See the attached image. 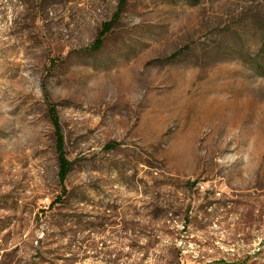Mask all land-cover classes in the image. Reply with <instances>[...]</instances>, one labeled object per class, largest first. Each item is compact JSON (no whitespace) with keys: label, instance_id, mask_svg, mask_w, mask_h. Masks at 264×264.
I'll list each match as a JSON object with an SVG mask.
<instances>
[{"label":"rangeland","instance_id":"374dc122","mask_svg":"<svg viewBox=\"0 0 264 264\" xmlns=\"http://www.w3.org/2000/svg\"><path fill=\"white\" fill-rule=\"evenodd\" d=\"M120 1L0 0V264H264V0Z\"/></svg>","mask_w":264,"mask_h":264},{"label":"trees","instance_id":"16d2710c","mask_svg":"<svg viewBox=\"0 0 264 264\" xmlns=\"http://www.w3.org/2000/svg\"><path fill=\"white\" fill-rule=\"evenodd\" d=\"M124 2L125 0L120 1V7L123 5ZM119 13L120 11L115 14V18L113 20L104 23L103 28L99 32L94 44L89 48V50H99L103 47L105 37L113 29ZM50 118L56 132V148L58 152V161H59V172H58L59 181L62 187V195H66L68 191L66 182L73 168L74 163L68 157L65 136L63 133L61 119L56 104H51L50 106ZM60 200L61 197H59L56 200V202H60Z\"/></svg>","mask_w":264,"mask_h":264}]
</instances>
